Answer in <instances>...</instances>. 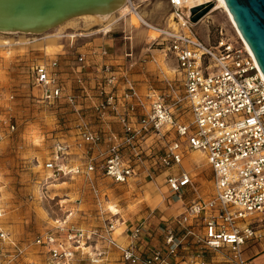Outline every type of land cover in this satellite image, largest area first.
I'll list each match as a JSON object with an SVG mask.
<instances>
[{
    "label": "built area",
    "instance_id": "obj_1",
    "mask_svg": "<svg viewBox=\"0 0 264 264\" xmlns=\"http://www.w3.org/2000/svg\"><path fill=\"white\" fill-rule=\"evenodd\" d=\"M167 2L174 25L158 27L145 20L136 0L126 1L127 15L135 13L139 25L155 30L152 43L163 45L164 56L176 63L178 83L163 78L162 91L140 90L132 70L144 60L132 48L125 62L113 63L112 48L98 46L93 54L101 63L91 71L86 53H75L66 66L57 56L38 55L31 66L38 99L62 115L43 163V186L81 179L102 220L81 227L60 219L36 235L50 264H106L109 249L119 252L122 264H255L247 251L264 235V79L238 35L233 40L219 31L216 42H205L193 28L187 0ZM60 37L73 46L77 35ZM3 99L13 95L0 93ZM4 122L0 137L15 129ZM186 151L204 155L212 172L209 196L199 194L190 171H170ZM156 172L164 175L169 205L180 203L182 211L153 231L145 224L124 226L129 243H119L115 231L127 218L103 209L99 182L130 185ZM150 232L158 241L139 250ZM0 240L13 244L1 229Z\"/></svg>",
    "mask_w": 264,
    "mask_h": 264
},
{
    "label": "rangeland",
    "instance_id": "obj_2",
    "mask_svg": "<svg viewBox=\"0 0 264 264\" xmlns=\"http://www.w3.org/2000/svg\"><path fill=\"white\" fill-rule=\"evenodd\" d=\"M136 2L141 15L149 23L165 27L171 22L172 9L167 0ZM114 16H119L118 22L114 24L118 38L116 42L121 40L119 36L123 35L122 30L127 29L131 31L133 50L137 55L147 56L150 45L156 49L153 54L158 62H153V66H158L155 81L157 90L162 91L164 85V81L159 80L160 69L178 83V75L170 69L173 61L168 58L167 61L170 62L166 66L161 62L163 52L160 49L163 45L151 43L152 37L157 36L156 32L139 25L133 14L127 15V10L124 13L117 12L101 22ZM77 20L95 21L81 16L54 29H61ZM193 28L205 42L211 44L219 38V31H222L223 37L238 39L226 13L220 8L203 16ZM34 37L38 35L0 33V93L13 95L11 101L0 100V124L3 128L6 125L4 120L15 124L14 131L0 137V227L13 241L10 244L0 240V264H50L44 248L34 243L36 235L58 224L56 220L68 219L69 222L85 227L86 224L80 225L74 219H98V207L81 179L48 180L43 186L47 176L43 163L49 156L53 137L60 131L62 115L55 108L42 103L32 88L31 66L39 55L33 49ZM149 66L153 68L152 63ZM179 169L193 173L202 197L211 194L212 172L203 154L186 151L182 164L170 171L176 172ZM152 174V177L146 178L141 175L140 183L130 185L101 180L99 184L103 209H111L114 205L125 218L138 208L142 212L152 209L153 214L167 217L180 213V203L169 205L164 175L158 172ZM261 229L264 234V223ZM256 250L259 251L258 255L264 253V235L259 244L247 252L251 255Z\"/></svg>",
    "mask_w": 264,
    "mask_h": 264
},
{
    "label": "crops",
    "instance_id": "obj_3",
    "mask_svg": "<svg viewBox=\"0 0 264 264\" xmlns=\"http://www.w3.org/2000/svg\"><path fill=\"white\" fill-rule=\"evenodd\" d=\"M118 19L119 16H114L112 19L110 18L109 20L103 22H90L84 20H77L75 22H71L62 27L61 29H53L51 32L45 35H38V37H34V40L32 42L34 43L33 49L35 52H37V54L40 53L39 55L46 54L50 56H57L62 66L70 64L75 58V53H86V63L89 66L88 70L91 71L92 69H94L95 65L101 63L100 57L96 54H93V52L97 50L98 46L107 45L112 48L111 61L113 63L125 62L124 54L126 51L129 50V48H132L133 50V41L132 35H130L131 31L123 29L122 32L125 35L130 36V40L125 39V36H123V34L122 36H119L121 40L117 41L118 43L116 42L118 38L115 35L114 24L118 22ZM105 30H107L106 35H102L101 32ZM62 34H76L77 37L74 40V45H69V40L67 38L60 37V35ZM151 46L152 45H150L148 55L144 57H142L141 55H137L136 52H134L133 50L134 56L137 59L144 60V63L142 62L135 65L132 70V78L137 81L140 90L143 92L149 88L157 90V83L155 81L157 80L156 76L158 73L156 70L158 66L156 68V66L154 67L153 65H155L154 63H157L158 61L156 59V56L153 54L156 49L151 48ZM38 50L41 51L38 52ZM160 51H164L163 47H161ZM162 54L163 56L161 57V62L166 66L168 62L167 59L169 58L170 61H173V66L170 65V69L171 71L175 72L176 63L174 59H172L171 57H165L164 52ZM150 63H152L153 68L149 66ZM159 74V80H163V78L171 79L165 72H163V69H160ZM113 207L116 208L114 205ZM117 210L119 211V209ZM166 217L167 216L164 215L153 214L152 209H150L149 211L142 212L141 209L138 208L135 213L133 212L129 217H127V219H125V224L123 226L118 227V229L115 231L116 239L119 243L128 245L129 239L127 235L122 232V228L124 226L127 225L131 227L136 224H145L147 225L150 231H153L158 228V224L162 220H165L164 218ZM74 220H77L80 225L86 224L84 226L97 225L101 224L102 222L101 219ZM0 229L3 230L1 227ZM157 241V238L151 237V232L145 233L139 241L138 249H145V251H149L153 247V245L156 244ZM258 252L259 251L256 250L255 254H251L249 256L253 258L255 264H264V253L258 255ZM108 255L110 256V258L109 262L106 264H122L120 261V254L117 250L109 249Z\"/></svg>",
    "mask_w": 264,
    "mask_h": 264
},
{
    "label": "water",
    "instance_id": "obj_4",
    "mask_svg": "<svg viewBox=\"0 0 264 264\" xmlns=\"http://www.w3.org/2000/svg\"><path fill=\"white\" fill-rule=\"evenodd\" d=\"M127 0H0V32L42 34L81 15L116 12ZM231 17L264 76V0H224ZM212 1L190 9L197 23Z\"/></svg>",
    "mask_w": 264,
    "mask_h": 264
},
{
    "label": "bare ground",
    "instance_id": "obj_5",
    "mask_svg": "<svg viewBox=\"0 0 264 264\" xmlns=\"http://www.w3.org/2000/svg\"><path fill=\"white\" fill-rule=\"evenodd\" d=\"M210 1H212L213 3H214V6L211 8V10L206 14V15H209L210 13H212V12H214L216 9H222L225 13H226V15H227V17H228V19H229V21H230V23L232 24V26L234 27V29H235V31H236V33H237V35L239 36V38L242 40V42H243V44H244V46H245V49L248 51V53L253 57V59H254V61H255V58H254V56H253V54H252V52H251V50H250V48L248 47V45H247V43L245 42V40L242 38V36H241V34L239 33V31H238V29H237V27H236V25H235V23H234V21H233V19H232V17H231V14L229 13V11H228V9H227V7H226V5H225V2H224V0H187V4L188 5H190L191 7H194V6H199V5H202V4H204V3H207V2H210ZM126 10H128L127 9V5H126V3L125 4H123L116 12H112V13H107V14H103V15H89V14H87V15H81V16H83V17H89V18H93L95 21H97V22H101L103 19H106L107 17H111L113 14H115V13H124ZM131 14H133V16L134 17H136L135 16V13H131ZM81 16H77V17H81ZM77 17H73V18H71V19H74V18H77ZM137 18V17H136ZM71 19H69V20H71ZM170 19H171V22H169V25H174L173 23V15L171 14V17H170ZM69 20H67V21H69ZM67 21H65V22H67ZM91 21H93V20H91ZM64 22V23H65ZM63 24V23H62ZM61 24V25H62ZM60 26V25H59ZM59 26H57V27H59ZM56 27V28H57ZM152 30V29H151ZM153 32H156L155 30H152ZM0 33H19V32H0ZM43 34V33H42ZM156 34H157V32H156ZM156 38V36H154L152 39H155ZM151 39V40H152ZM255 64H256V68H257V70H258V72H259V74L261 75V77L264 79V76H263V74H262V72L260 71V69H259V67H258V65H257V63H256V61H255ZM111 209V211H113V212H117L118 210L116 209V208H114L113 206H111L110 207Z\"/></svg>",
    "mask_w": 264,
    "mask_h": 264
}]
</instances>
